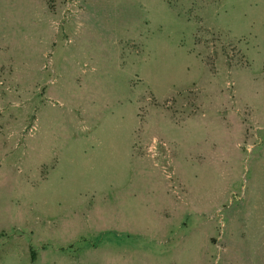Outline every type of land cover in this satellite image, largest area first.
<instances>
[{
  "label": "rangeland",
  "instance_id": "374dc122",
  "mask_svg": "<svg viewBox=\"0 0 264 264\" xmlns=\"http://www.w3.org/2000/svg\"><path fill=\"white\" fill-rule=\"evenodd\" d=\"M0 264H264V0H0Z\"/></svg>",
  "mask_w": 264,
  "mask_h": 264
}]
</instances>
